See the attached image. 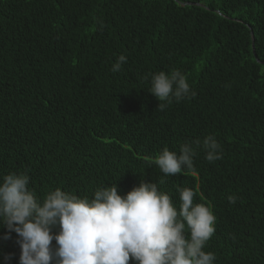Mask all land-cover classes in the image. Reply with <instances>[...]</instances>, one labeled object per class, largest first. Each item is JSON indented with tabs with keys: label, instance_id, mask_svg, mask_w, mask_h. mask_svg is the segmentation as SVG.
<instances>
[{
	"label": "trees",
	"instance_id": "obj_1",
	"mask_svg": "<svg viewBox=\"0 0 264 264\" xmlns=\"http://www.w3.org/2000/svg\"><path fill=\"white\" fill-rule=\"evenodd\" d=\"M174 69L195 96L160 111L151 75ZM207 135L222 159L197 148L195 171L155 165ZM9 173L27 174L40 201L113 184L123 197L143 181L179 211L178 189L190 188L216 216L202 249L213 264H264V0H0V178ZM6 231L0 264H19Z\"/></svg>",
	"mask_w": 264,
	"mask_h": 264
},
{
	"label": "clouds",
	"instance_id": "obj_2",
	"mask_svg": "<svg viewBox=\"0 0 264 264\" xmlns=\"http://www.w3.org/2000/svg\"><path fill=\"white\" fill-rule=\"evenodd\" d=\"M126 62V56L119 55L111 70L119 72ZM149 92L159 101L160 111L173 100L195 96L178 69L152 74ZM197 148H203L209 162L223 158L215 136L207 135L202 141L182 144L178 152L164 148L155 165L165 176L195 171ZM28 184L25 173L0 178V228L7 230L2 238L17 235L19 264H128L130 257L136 264H213L215 260L214 253L202 249L215 232L216 216L208 206L194 203L190 188L178 189V211L156 182L141 181L123 197L113 184L95 191L91 199L57 188L43 201ZM228 199L236 201L233 196Z\"/></svg>",
	"mask_w": 264,
	"mask_h": 264
},
{
	"label": "water",
	"instance_id": "obj_3",
	"mask_svg": "<svg viewBox=\"0 0 264 264\" xmlns=\"http://www.w3.org/2000/svg\"><path fill=\"white\" fill-rule=\"evenodd\" d=\"M191 5H198V4H191ZM199 6V5H198ZM252 43V42H251ZM252 52L254 53V51H253V45H252ZM253 53H252V55H253Z\"/></svg>",
	"mask_w": 264,
	"mask_h": 264
}]
</instances>
